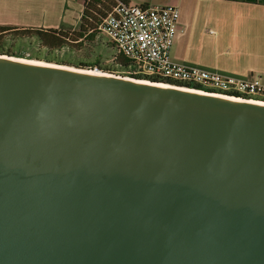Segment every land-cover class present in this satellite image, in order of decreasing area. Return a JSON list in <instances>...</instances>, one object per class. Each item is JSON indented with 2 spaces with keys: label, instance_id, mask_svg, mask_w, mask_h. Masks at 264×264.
Segmentation results:
<instances>
[{
  "label": "water",
  "instance_id": "95a60500",
  "mask_svg": "<svg viewBox=\"0 0 264 264\" xmlns=\"http://www.w3.org/2000/svg\"><path fill=\"white\" fill-rule=\"evenodd\" d=\"M18 58L0 264H264L263 104Z\"/></svg>",
  "mask_w": 264,
  "mask_h": 264
},
{
  "label": "crops",
  "instance_id": "0c3cea01",
  "mask_svg": "<svg viewBox=\"0 0 264 264\" xmlns=\"http://www.w3.org/2000/svg\"><path fill=\"white\" fill-rule=\"evenodd\" d=\"M126 1L177 6L174 59L239 77L257 75L264 81V0ZM83 5V0H0V26L75 27Z\"/></svg>",
  "mask_w": 264,
  "mask_h": 264
},
{
  "label": "built area",
  "instance_id": "2783aa9c",
  "mask_svg": "<svg viewBox=\"0 0 264 264\" xmlns=\"http://www.w3.org/2000/svg\"><path fill=\"white\" fill-rule=\"evenodd\" d=\"M178 18L175 5L144 6L118 1L96 28L114 45L116 53L128 59L122 73L125 75L121 76L137 75L144 81L155 78L188 89L264 102V81L260 76L239 77L174 59L171 48L179 28Z\"/></svg>",
  "mask_w": 264,
  "mask_h": 264
},
{
  "label": "rangeland",
  "instance_id": "374dc122",
  "mask_svg": "<svg viewBox=\"0 0 264 264\" xmlns=\"http://www.w3.org/2000/svg\"><path fill=\"white\" fill-rule=\"evenodd\" d=\"M0 42L3 44V48L10 53L22 51L24 58L50 63L56 62L46 61L44 60V56L68 62H98L103 66H115L114 68H117V73L112 74L122 75V73H125L124 70L113 63L115 51L106 36L101 32H96L93 40H87L85 38L78 40L66 39L60 47H50L45 45L29 31L10 30L0 35ZM56 64L69 65L65 63ZM95 69L99 70L93 67V70Z\"/></svg>",
  "mask_w": 264,
  "mask_h": 264
},
{
  "label": "trees",
  "instance_id": "16d2710c",
  "mask_svg": "<svg viewBox=\"0 0 264 264\" xmlns=\"http://www.w3.org/2000/svg\"><path fill=\"white\" fill-rule=\"evenodd\" d=\"M84 7L82 13L79 18V22L75 27H66V28H18L14 26H0V35L3 32H7L10 30H25L32 33L36 38L41 40L45 45L50 47H60L66 41V39L78 40V39H87L93 40L95 37V33L99 32L97 30L98 23L102 20V18L106 15V13L115 5L118 1L126 3V0H83ZM112 48L115 51L114 45L110 43ZM0 54H9L17 57H24L22 51L18 52H8L3 48V44L0 42ZM44 60L56 62V63H65L69 65H73L75 67L85 68V69H93V67L98 68L99 70L109 72V73H117V68L115 66L107 65L103 66L98 62H68L65 60H59L56 58H51L48 56H44ZM113 63L120 67V69L125 70L128 67L129 61L123 55L115 52ZM125 75V74H122ZM134 78H143L141 76L132 75ZM151 81H158L157 79H150ZM173 83V82H171ZM199 86H195L198 88Z\"/></svg>",
  "mask_w": 264,
  "mask_h": 264
},
{
  "label": "bare ground",
  "instance_id": "6f19581e",
  "mask_svg": "<svg viewBox=\"0 0 264 264\" xmlns=\"http://www.w3.org/2000/svg\"><path fill=\"white\" fill-rule=\"evenodd\" d=\"M18 60L23 61V62H28V63L54 66V64L50 63V62L39 61V60H34V59H29V58H24V57L23 58L19 57ZM59 65H61L63 68H66V69H72L73 68V67L68 66V65H62V64H59ZM88 71L91 72V73H95V74L101 72L100 70H97V69H95V70L88 69ZM105 74H107V72H105ZM143 82H147V81H143ZM156 84L160 85V86H164V87H175L174 85H171V84H168V83H164V82H157ZM178 88L184 89V90H190V91H197L199 93H205V94H208V95H213V96H218V97H225V98H229V99L241 100V99H238V98H235V97H230V96H227V95H221L219 93H213V92H207V91H201V90H191V89H188L186 87H180V86ZM241 101H248V102L257 103V104H263L264 105L263 101H254V99L241 100Z\"/></svg>",
  "mask_w": 264,
  "mask_h": 264
}]
</instances>
